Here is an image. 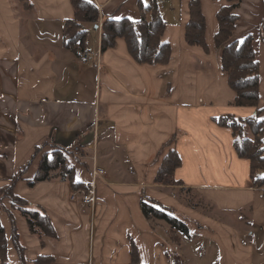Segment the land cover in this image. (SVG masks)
<instances>
[{
  "label": "crops",
  "instance_id": "1",
  "mask_svg": "<svg viewBox=\"0 0 264 264\" xmlns=\"http://www.w3.org/2000/svg\"><path fill=\"white\" fill-rule=\"evenodd\" d=\"M94 1L101 15H141L139 0ZM190 1L159 3L166 21L163 40L172 53L168 63L154 65L138 63L123 38L102 51L101 16L83 23L86 51L66 47L65 22L75 17L71 0H0V195L44 142L71 150L83 146L88 167L70 160L87 188L95 144L105 170L97 179L93 208L73 198L77 188L58 176L33 187L19 180L15 192L49 215L57 236L32 232L5 199L0 220L7 264H22L9 209L28 264H131L133 248L142 264H264V186L255 187L251 163L237 154L232 130L213 120L256 112L231 103L235 91L214 44L217 12L228 1L201 0L208 51L186 40ZM237 12L234 37H254L263 107L264 0H242ZM171 147L182 158L175 178L183 186L155 183ZM40 159L25 177H34ZM181 187L192 191L198 206L186 205ZM148 196L186 221L189 233L172 234L168 222L147 218L141 202Z\"/></svg>",
  "mask_w": 264,
  "mask_h": 264
},
{
  "label": "trees",
  "instance_id": "2",
  "mask_svg": "<svg viewBox=\"0 0 264 264\" xmlns=\"http://www.w3.org/2000/svg\"><path fill=\"white\" fill-rule=\"evenodd\" d=\"M228 3L220 7L217 12L219 29L214 37L216 48H220L221 69L228 74V81L235 91V98L231 102L236 106L256 107L253 115L238 116L233 113H224L214 117L213 120L220 126L232 130L234 147L241 158L248 159L251 163V178L255 187L264 186V106L261 107L260 89V60L254 45L252 34L243 39L234 37L237 24L241 16L237 9L242 0H227ZM75 17L66 20L64 29V45L75 52L86 51L88 45V32L84 26L85 20H102L101 50L106 51L115 47L119 38L125 39L131 56L140 64H166L171 58V44L163 40L166 21L157 0H139L141 15L138 19L129 17H114L113 15H101L99 6L94 0H71ZM190 18L186 25L185 37L190 45L201 46L206 51L209 45L206 41V18L202 11L201 0H191L189 4ZM264 30V23H263ZM261 35L264 39V32ZM251 132L252 136L248 133ZM176 138H173L175 141ZM41 155L38 169L33 178L25 175L33 165L35 159ZM72 157L82 165L80 157L74 150L65 148L55 143L48 142L36 146L35 152L28 162L13 176L11 182L1 188L0 206H4L5 199L13 201L17 209L27 219L32 232L57 236L56 229L49 215L35 207L30 201L15 192V186L19 180H26L30 187L40 181L50 180L52 171L61 170L64 179H67L75 188H87L77 180L76 168L71 163ZM182 158L178 151L171 147L163 158L155 177V183L165 185H180L184 183L176 180L175 171L181 166ZM92 175V174H91ZM62 178V177H61ZM63 179V178H62ZM185 192L186 189L180 188ZM190 190V189H189ZM188 190V191H189ZM191 191V190H190ZM189 202V201H188ZM198 206L189 202L188 206ZM142 210L147 218H158L170 224L175 231L184 234L189 233L186 221L170 211L152 197L142 198ZM13 222V242L19 254L22 264H28L26 246L20 238V230L13 212L9 209ZM7 239L5 228L0 220V254L1 264H7ZM131 264H142L136 248H133Z\"/></svg>",
  "mask_w": 264,
  "mask_h": 264
},
{
  "label": "rangeland",
  "instance_id": "3",
  "mask_svg": "<svg viewBox=\"0 0 264 264\" xmlns=\"http://www.w3.org/2000/svg\"><path fill=\"white\" fill-rule=\"evenodd\" d=\"M158 1V0H157ZM159 2V1H158ZM160 3V2H159ZM163 5V3L161 4V6ZM248 135L249 136H252V133L251 132H249L248 133ZM49 145H51V144H53V143H51V142H49L48 143ZM92 148V147H91ZM72 150H74L75 152H76V154L80 157V159L82 160V162H84L85 163V158H86V156L85 155H87L86 154V151L84 150V148H83V146L81 145V144H78V145H76L75 147H74V149H72ZM92 150H93V155H92V158H91V161H92V163H93V166H92V168L90 169V172H91V177H93V171H94V168L95 167H98V168H100V169H102L103 170V173H102V175H101V177L102 176H104L105 175V170L101 167V166H99V164H100V162H99V157H98V154H99V149H98V146H97V144H95L94 146H93V148H92ZM84 165V164H83ZM85 165L87 166L88 164L87 163H85ZM88 167V166H87ZM52 176H54V178H55V176H58L60 179H64L65 178V175H62V173H61V170H58V171H56L55 172V174H53ZM62 177V178H61ZM99 177H96V179H98ZM65 180H67V179H65ZM186 189V199H187V203L186 204H188L189 202H192V203H194V204H196L195 202H197V201H200L199 199H197L196 197H195V195L192 193V191H190L189 189H187V188H185ZM77 190H79L78 188H77ZM77 190H75L74 191V193L77 191ZM189 190V191H188ZM77 199V198H76ZM12 201V200H11ZM189 201V202H188ZM13 202V201H12ZM90 204V203H89ZM13 206L17 209V206H15L14 205V203H13ZM90 206H91V204H90ZM192 206H193V204H192ZM93 207H95V206H92V208ZM19 210V209H18ZM20 211V210H19ZM21 238H22V236H21Z\"/></svg>",
  "mask_w": 264,
  "mask_h": 264
},
{
  "label": "built area",
  "instance_id": "4",
  "mask_svg": "<svg viewBox=\"0 0 264 264\" xmlns=\"http://www.w3.org/2000/svg\"><path fill=\"white\" fill-rule=\"evenodd\" d=\"M159 2H163L165 0H158ZM91 53L88 52H84L81 56V58L83 60H87L90 57ZM103 173V170L95 167L94 171H93V177L91 182H89V186L88 188H82L77 190L74 194H73V198H78L81 197L83 201L90 203L91 206H95L96 203V197H97V193H96V187H97V179L96 177H101ZM178 246L175 247L174 250L171 251L172 255L175 254V252L178 250Z\"/></svg>",
  "mask_w": 264,
  "mask_h": 264
}]
</instances>
